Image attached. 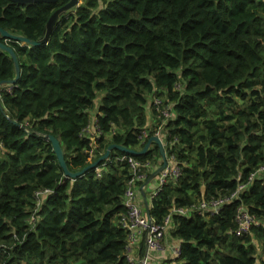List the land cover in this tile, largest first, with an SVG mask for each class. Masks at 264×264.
<instances>
[{"label":"trees","instance_id":"obj_1","mask_svg":"<svg viewBox=\"0 0 264 264\" xmlns=\"http://www.w3.org/2000/svg\"><path fill=\"white\" fill-rule=\"evenodd\" d=\"M68 1L0 0V26L40 40ZM0 41L21 69L0 87V264H128L120 217L130 168L117 159L125 153L114 148L101 176L92 168L70 178L46 134L79 171L111 143L142 149L150 100L163 96L175 111L166 153L182 171L149 201L157 222L171 207L230 193L264 162V0H81L47 43L1 33ZM15 75L0 48V81ZM94 118L100 134L89 160L81 131ZM138 157L158 161L159 146ZM45 188L52 192L37 206ZM242 195L213 216H173L182 264H264V184ZM241 203L259 220L246 234L236 232Z\"/></svg>","mask_w":264,"mask_h":264},{"label":"built area","instance_id":"obj_2","mask_svg":"<svg viewBox=\"0 0 264 264\" xmlns=\"http://www.w3.org/2000/svg\"><path fill=\"white\" fill-rule=\"evenodd\" d=\"M12 88V85H9L7 90L11 91ZM164 99L163 96H153L150 100L148 112L151 115V121L148 123L147 128L139 133V138L142 140V143L151 135H158L162 139L164 146L168 143L169 130L165 125L170 119L174 118L175 111L173 105L164 103ZM154 120L155 126L152 125ZM99 134L100 125L97 122V118L89 122L81 131V135L90 138L92 148L89 149V160L92 159L94 150L98 146L96 140ZM172 141L169 140L170 146L172 145ZM117 159L125 160L130 168V174L126 180L123 195L126 210L120 217V224L128 231L126 245L128 264H138L140 261L144 264H160L166 259L164 257L165 253L172 256L175 264H182V261L179 259L181 256L180 241L178 240L175 242V245H171L170 247L166 245V240H174L172 236V231L175 227L173 216L182 215L190 217L195 213L207 217L213 216L222 210L223 205L236 200L241 201L243 199L242 193L249 189L255 180H259L264 184L263 162L250 173L246 181L239 182L235 190L230 193L208 198L203 197L187 206L171 207L163 220L157 222L147 213L146 204L149 203L153 196L158 194L163 185L179 178L182 167L179 164L176 154L171 153L167 155L166 166L150 182H147L149 175L157 165L154 158L142 159L136 155L125 153L117 157ZM106 162L96 167L97 176H101ZM50 192H52V189L49 188L35 192L37 206L41 204L44 197ZM246 207L243 203L238 206L236 232L239 234L251 232L253 226L259 223V220ZM141 242L145 243L148 253L143 256H137L136 247Z\"/></svg>","mask_w":264,"mask_h":264},{"label":"water","instance_id":"obj_3","mask_svg":"<svg viewBox=\"0 0 264 264\" xmlns=\"http://www.w3.org/2000/svg\"><path fill=\"white\" fill-rule=\"evenodd\" d=\"M13 1L21 3V4H31L34 2H54L57 0H13ZM80 2H81V0H69L64 5L58 7L51 14L49 20L47 21L45 35L40 40H33V39H30V38L23 36V35L13 34L1 26H0V33L2 36L6 37L8 39L22 41V42L32 44V45L47 43L49 40V37H50V33L54 29V26H55L56 22L59 20L60 16L64 13H69V12L74 11ZM0 48L7 51L11 55V57L14 60L15 68H16L15 77L12 79H9V80L0 81V87H1V85H3V84H15L16 81L18 80V78L20 77L21 69H20V64H19V61H18V58H17V55H16L14 49L10 45H8L7 43L2 42V41H0ZM0 109L2 110V112L5 113V110L3 108L1 100H0ZM45 136L49 140V142L51 143V145L53 147V151L57 156L58 162H59L61 168L63 169V172L65 173L66 176H68L70 178H76L78 176H81L85 172H87L89 169L96 168L97 166H99L101 163H103V161L105 159H107L109 157L111 151L114 148L120 149L124 153H129V154H133L136 156H141L147 152V150L150 148V146L153 143H156L159 146L162 161H161V164L152 173H150L147 182H150L153 178H155L164 169V167L167 164V153H166V148L164 146L162 139L158 135H151L147 139V141L144 144L142 149H134V148H129V147L122 145V144L111 143L101 156H99L96 160L92 161L85 168H83L79 171H71L69 169L67 162H66L64 150H63V147L60 143V140L53 134H46ZM146 205H147V213L149 214V211H148L149 203H147ZM138 264H144V263L142 261H140Z\"/></svg>","mask_w":264,"mask_h":264},{"label":"crops","instance_id":"obj_4","mask_svg":"<svg viewBox=\"0 0 264 264\" xmlns=\"http://www.w3.org/2000/svg\"><path fill=\"white\" fill-rule=\"evenodd\" d=\"M175 242H177V240H173V239L170 241L166 240V245H167V247H170L171 245H175ZM136 253H137V256H143V255H146L148 253V250H147L145 243L141 242L137 245ZM164 257H166V259H164V261H162L160 264H175V261L172 258V256H170V254L165 253Z\"/></svg>","mask_w":264,"mask_h":264},{"label":"rangeland","instance_id":"obj_5","mask_svg":"<svg viewBox=\"0 0 264 264\" xmlns=\"http://www.w3.org/2000/svg\"><path fill=\"white\" fill-rule=\"evenodd\" d=\"M150 116V115H149ZM150 121H151V119H150ZM150 121H149V123H150ZM161 161H162V159L160 158L158 161H156L157 162V165L152 169V171H151V173L161 164ZM260 250V249H259Z\"/></svg>","mask_w":264,"mask_h":264}]
</instances>
